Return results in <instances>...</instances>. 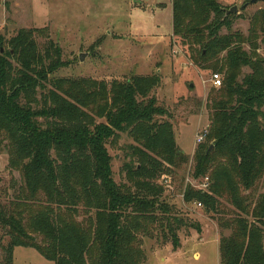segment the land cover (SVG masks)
<instances>
[{
	"label": "trees",
	"instance_id": "16d2710c",
	"mask_svg": "<svg viewBox=\"0 0 264 264\" xmlns=\"http://www.w3.org/2000/svg\"><path fill=\"white\" fill-rule=\"evenodd\" d=\"M171 18L188 59L223 75L209 93L210 123L193 157L201 187L181 179L182 200L216 221L220 264H264V57L257 53L264 27L256 17L248 36L230 31L232 15L216 0H172ZM36 36L47 39L39 29L9 39L0 33V152L20 175L13 199L0 202L5 264L17 247L53 264H141L143 239H170L177 249L185 222L158 180L174 178L188 158L151 95L159 76L109 84L53 78L64 67L60 47L51 40L40 47ZM121 135L132 143L122 166L127 184L117 185L106 146Z\"/></svg>",
	"mask_w": 264,
	"mask_h": 264
},
{
	"label": "rangeland",
	"instance_id": "374dc122",
	"mask_svg": "<svg viewBox=\"0 0 264 264\" xmlns=\"http://www.w3.org/2000/svg\"><path fill=\"white\" fill-rule=\"evenodd\" d=\"M172 0H0V33L6 39L21 29L44 30L46 38L36 36L42 47L51 40L60 47L64 67L53 78H91L125 81L132 75H158L159 86L152 92L172 124L176 145L188 158L175 177H161L162 198L175 207L176 216L185 222L178 232L179 245L174 249L170 239H143L145 259L141 264H220L218 244L221 231L215 220L196 203H184L183 180L200 188L202 179L193 178V157L200 146L197 137L209 127L208 96L214 89L209 70H202L189 59L185 48L172 35ZM228 11L235 7L230 31L248 36L251 21L258 18L257 28L264 27V2L251 0H216ZM260 26V27H259ZM227 30H221L226 34ZM257 53L264 57V46L257 41ZM249 52V46H244ZM83 56V59H80ZM243 73H249L248 68ZM223 81V75L219 74ZM132 141L121 135L106 146L111 157L112 179L127 184L122 166L126 162V146ZM205 141L202 142V144ZM20 175L8 166V156L0 152V202H10L12 185ZM198 226L200 232L194 229ZM194 227V228H193ZM2 232H0V238ZM12 264H53L35 249L17 247ZM0 264L5 255L0 249Z\"/></svg>",
	"mask_w": 264,
	"mask_h": 264
},
{
	"label": "built area",
	"instance_id": "2783aa9c",
	"mask_svg": "<svg viewBox=\"0 0 264 264\" xmlns=\"http://www.w3.org/2000/svg\"><path fill=\"white\" fill-rule=\"evenodd\" d=\"M211 83L214 88H219L222 84V80L219 76V74H213L211 76ZM205 139V133L197 137V144H201ZM202 187H205V185H202ZM200 206V205H199Z\"/></svg>",
	"mask_w": 264,
	"mask_h": 264
},
{
	"label": "water",
	"instance_id": "95a60500",
	"mask_svg": "<svg viewBox=\"0 0 264 264\" xmlns=\"http://www.w3.org/2000/svg\"><path fill=\"white\" fill-rule=\"evenodd\" d=\"M258 1L264 2V0H251V3H255V2H258ZM235 12H236V8L233 7L230 10L226 11V15H228L230 13H235ZM80 59L82 60L83 56H80Z\"/></svg>",
	"mask_w": 264,
	"mask_h": 264
}]
</instances>
